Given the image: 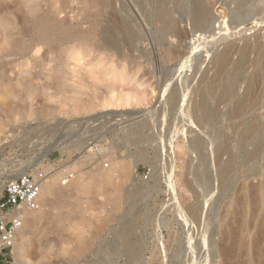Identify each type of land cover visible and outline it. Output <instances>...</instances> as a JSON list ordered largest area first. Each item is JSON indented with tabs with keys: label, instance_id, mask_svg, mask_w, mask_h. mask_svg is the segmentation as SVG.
<instances>
[{
	"label": "rangeland",
	"instance_id": "374dc122",
	"mask_svg": "<svg viewBox=\"0 0 264 264\" xmlns=\"http://www.w3.org/2000/svg\"><path fill=\"white\" fill-rule=\"evenodd\" d=\"M16 1L0 0V15H10L15 22L16 40L27 42L32 39L34 42L24 52H0V73L3 75L0 79V168L5 174H10L27 171L29 166L34 169L53 167L56 170L52 175L58 173L61 186L69 187L75 179L78 180L76 176L82 175L81 178H86L90 185L100 180L102 185L97 193L91 189L86 193L77 191L76 197L84 211V218L79 213L74 218L73 207L67 202L57 203L53 197L55 200L43 206L42 212L50 213L47 219L39 220V223L27 229L23 226L22 231L28 234V244L16 258L14 252L12 264H23V259L27 260L26 264H36V255L38 258L42 250L38 242L43 232L41 230L74 229L77 227L75 221L77 224L80 222L79 229L86 230V238H90L95 229L103 230L79 259L66 263L68 259L65 256H56L52 259L55 261L53 264H139L126 251L123 244L125 239L138 247L142 260L161 264H219L217 248L222 245L225 236L222 224L226 225L229 221L228 211L234 210L229 202L235 196L241 197L238 192L244 181L253 182L254 185L264 181V159L260 157L254 160L251 175H244L241 168L246 160L245 155L257 145L243 138L252 116L248 114L232 118L229 115L232 101L220 97L227 88L224 83L216 87V93L210 99L216 119L197 110V103L204 97V85L215 77L216 67L212 66L215 55L231 40L242 42L246 17L234 22L231 14H243L246 8L238 5V0H214L215 8L222 6V10L227 11L221 28L215 26L214 32L212 27L194 29L187 13L194 6V0H168V8L172 10L176 22L186 26L189 31L176 49L179 43L172 44L176 42L172 41L174 37H161L159 28L157 32V27L162 26L157 16L161 10L160 0L114 1L122 27H128L132 36H128L122 28L116 29L115 35L114 29H110V33L109 30L106 32L105 28L113 25L110 8L101 9L97 15L83 20L80 4L69 0V4L63 6L58 20L67 22L69 26L80 24L82 31L90 30L97 23L92 42H104V39L106 42L100 50L92 43V47H86L78 41H72L70 45L74 46L76 54L69 58L51 52L47 44L37 43V36L27 24L25 12ZM5 5L11 9L9 7L7 11ZM43 9H48L44 2ZM261 27L263 29L264 24L254 30L259 31ZM106 70L132 78L117 82L111 76L108 79V75L107 78L102 75ZM109 90L119 94L131 91L133 94L135 91L134 96L143 92L147 98L140 100L134 97L124 106H111L106 110L99 101L103 103ZM246 90L247 80L241 78L237 82L236 93L243 95ZM226 95H229L227 89ZM88 96L90 99L94 97V108L73 113L71 110L76 100L88 99ZM10 107L15 108V113H6V108ZM84 119L85 127L80 125ZM61 128L69 129V135L73 134L74 138H63L58 150L52 153L56 146H50L51 142L60 134ZM198 139L203 145L201 150L196 145ZM220 144H226V147ZM220 147L227 149L219 151ZM36 155H39L37 160H33ZM232 155L238 158V165L241 162L243 166L236 169V182L224 188L217 166H220L218 163L229 162L234 157ZM48 156L51 160L49 164L42 160ZM121 161H125L126 166L118 171L115 166ZM106 162L108 167L104 166ZM81 171L85 173L79 175ZM65 173L71 176L66 179L62 176ZM118 185L120 188L126 187L124 192L122 189L124 200L119 208H114L112 199L118 192ZM131 190L135 192L133 198L130 197ZM53 201H56L55 204ZM192 207L200 210L198 216L191 214ZM52 216L53 220L56 217L61 222L59 228L50 227ZM123 219L134 221V230L125 238H119V223ZM262 227L264 230V224ZM50 234L51 238L57 236ZM62 234L66 237L71 235L68 231ZM56 241L55 246L62 247L63 241ZM33 243H36V247L39 245L38 249ZM70 246L73 247L72 244ZM35 248L39 252L35 253Z\"/></svg>",
	"mask_w": 264,
	"mask_h": 264
},
{
	"label": "bare ground",
	"instance_id": "6f19581e",
	"mask_svg": "<svg viewBox=\"0 0 264 264\" xmlns=\"http://www.w3.org/2000/svg\"><path fill=\"white\" fill-rule=\"evenodd\" d=\"M68 1L69 0H42V2H38L35 0H17L16 3L18 4L19 8L25 12V15L27 17L26 19L27 24H29L32 32H34L37 36V43L47 44L51 52L52 51L56 52V54L59 53V55H67L69 58L73 57L76 54L74 53L76 50L74 49V46L70 45V42L72 41H78L80 45H83L86 47H89V46L99 47L101 50V47L103 48V46L106 45L105 39H104V42H100V41L92 42L93 33L97 28V23L93 24L90 30L82 31L80 28L81 27L80 24L69 26L66 24L67 22L65 23L64 21L58 20L59 14L63 12V8H64L63 6L64 5L66 6L67 4H69ZM70 1H74V2L76 1L80 4L83 20L91 18V15L93 14L97 15L98 13L101 12V9L104 10L107 7L110 8L111 9L110 16L112 18L113 25H111V28H109L110 25L109 27L107 26L108 28H105L107 29L106 32L109 30L108 32L110 33L111 32L110 29L112 30L114 29L113 30V34H114L116 29L118 30V28L119 29L122 28L124 29L122 31H125L128 36L132 34V33L130 34L129 32L130 30L128 27L126 28L122 27V22L119 20V17L117 15L118 11L117 9H115V6H114L115 0H70ZM160 1H162L159 7L161 10L160 12L157 13V16H158V20L161 21L162 26L160 25L161 23H159L160 26L158 25L159 27H157V32L159 31L161 32L160 34L158 33L160 36L162 35L161 37L168 38L169 35L171 38L174 37L175 39L172 41H176V42L172 44L179 43V46H177V44L173 45V46H177L175 47L177 49L180 47V44L183 43V39L185 36L188 35L189 31L186 30L187 29L186 26L185 27L181 26L179 25L178 22H176L177 19L175 20L174 17L172 16L173 13L171 14L172 10L168 8L169 4L167 3L169 1L168 0H160ZM2 2L4 3L5 1H2ZM43 2L45 3V5H47L48 7L47 10L43 9ZM194 2H195L194 6H191V9L189 7L190 11L187 12L189 13L188 14L190 18L189 20H191L192 24L194 25V29L195 28L206 29V28L212 27L213 31L215 32V26L216 28H221L220 24L226 19V16H227L226 14L227 11L224 12V10H222L223 8H221L222 6L215 8L214 0H194ZM3 3H1V5ZM238 3H237L238 5L246 8V10H244L245 12H243V14L239 12L240 14L235 13V15L234 14H231V15H232V21L234 22H236V20H238L240 17L242 18L246 17V20L244 21L246 25L243 27L244 35L242 34L243 40L241 43L231 42L232 41L231 40L230 42L226 44V46L222 50L218 49L220 51L215 55L214 59L212 60V64H213L212 66H214V68L216 67L215 77L212 76L214 77L213 79H211L207 83L205 82L207 85L206 86L204 85L205 87L203 90L204 97L199 103H197V110L201 111L203 115H206L210 118L213 116V119H216L214 115V110L211 107L212 102L210 99L212 98V95L216 93L215 91L216 87H219L220 83L221 84L224 83V85H226L227 88L224 85L223 86L227 89V93L230 96L226 95V89H225V93L223 92L221 94V95L224 94V96L220 95V97L222 98L227 97L229 101L230 100L232 101L231 109L230 111H228L229 115L232 118L246 116L248 114L252 116V120L250 124L245 128L243 132V136H244L243 138L245 140L249 139L251 141H254L257 143V145L253 149L248 150L246 155L244 154L246 156V160L245 159L244 161L242 160L243 162H245L243 163L244 166L241 162H239L240 165H238V162H237L238 158L236 157L237 154L236 156L232 155L235 158L231 157L232 159H230L229 162L227 163L226 162L222 163L221 161H220L221 163H218L220 165V166H217L219 167L218 168L219 178H220L221 185L224 188H229V186H231L232 184L236 182L237 175H238L236 173L237 171L236 169L238 168V166H243V168L241 169H243L242 171L244 172V175L246 173L249 174L250 172L252 173V171L254 170V167L252 166L253 164L252 162L260 157L264 159V112H263L264 109H262L264 108V28L262 29L261 27V30L259 31L254 30L256 27L264 24V0H238ZM5 7L6 5L4 6V8ZM8 8H7V11H9ZM12 8L16 9L14 6ZM189 9L187 8V11ZM184 11L186 12V9H184ZM132 13H134V11H132ZM137 13L139 14V11ZM220 13H222L223 15L220 16L219 15ZM221 17H223V20H221L222 19ZM182 22L180 23L182 24ZM189 25H191V23ZM15 28H16L15 22L12 20L10 15L8 16L6 14L0 15V38L2 40V41L0 40L1 41L0 42V52L2 54H11V52L12 53L24 52L28 50L30 47H32V43L34 42L32 39H30L27 42H19L18 40H16V38L14 37ZM158 28L160 29L159 31H158ZM248 31L250 32L246 33ZM15 35H17V33ZM169 41L171 42V39ZM91 43H92V46H91ZM175 48L174 50H176ZM168 52H171L170 49H168ZM234 55H237V57H234ZM109 71L106 70L105 74H102V75H105V78H107L106 75H108V79H110V76H111L112 79L115 78V80L116 81L118 80L119 82H125L132 78V77L131 78L127 77L125 76V74H122L120 72H116V71L109 72ZM1 78H3V75L0 73V79ZM241 78H245L247 80V90L245 91L243 95H240V93L238 94L236 93V85H237V82ZM109 92L111 93L109 94ZM109 92L107 93V96L103 98L102 100L103 103L99 101L100 104H102L103 108H106V110L109 109L111 106H117V107L122 106L127 101L134 99V97L140 100L142 98L144 100L147 98V96L144 97L145 93L143 94V92H138L137 94H135V96L133 95L134 93H136L135 91H133V94H132V91L131 93H128V94L126 93L119 94L117 92H112L110 90ZM94 96H96L95 93H94ZM92 99L94 101V97ZM92 99H90V97L88 99L78 98L76 102L74 103L75 106H73L72 108L73 110L71 111L73 113L75 112L80 113L82 111L85 112L86 110H89V109L91 110V108H94L93 103H95L92 101ZM136 99L134 100L135 102L137 101ZM140 100L138 102L144 101V100L142 101ZM216 111L217 110H215V112ZM6 113L8 114L15 113V108L13 107H10L8 109L6 108ZM217 113L218 111L216 112V115ZM90 119L88 118V120ZM0 127L2 126L0 125ZM198 140L199 141L196 142V145L201 150L203 145L200 139ZM221 145L222 144H220V146ZM225 145L224 147H226ZM222 149L225 150L227 148L220 147L219 151H221ZM202 155L204 156V154ZM204 157L206 158V156ZM138 160H139V157H138ZM262 162L264 163L263 160ZM125 166H126L125 161H121L119 164H116L115 168L119 171L123 169ZM2 170L3 169L0 168V174H5L4 172H2ZM25 172L26 171L21 170V171H17L16 173H10V174L6 173V174L11 179H16L20 174L25 173ZM84 173L85 172L81 171L79 175L84 174ZM262 175L264 176V174ZM58 177H59L58 173L57 174L55 173V175L51 176L50 178L51 180L49 179L43 185L41 193H40V197H39L38 207L34 210H27L25 212L24 229H27V227L32 226L35 223H39L38 222L39 220L44 221V219H47L48 217L47 215H50V213L48 214V212L46 213L42 212L43 206H47L52 201L53 197H55V199L57 200V203H60V204H64L66 202L69 203V205L73 207L74 215L72 214V216L74 218L76 216L75 215L76 213L81 214V217L84 218L83 217L84 211L81 205L79 204L78 198L76 197V194L78 193L77 191L80 190L83 193H86L90 191L91 189L92 191L94 190L93 192L97 193V192H100V185H102V180H100L97 184L90 185V182L86 181V178H81L83 177L82 175V176H76L78 180L75 179L74 183L72 184L70 183L69 187L67 186L65 187V186H61L58 183V180H59ZM64 177L67 178L66 176ZM183 182L185 185H187L186 181H183ZM254 184L255 183L253 182L248 183L244 181V183L240 187L241 189L240 192H238L241 194L240 195L241 197L237 198V196L234 195L235 197L234 196L233 197L235 199L229 202V205L231 207L233 206L234 210L231 212L228 211L229 213L227 215V221L228 220L229 221L227 222L226 225H224L225 224L224 222H223L224 224H222L225 230V236L223 235L224 241L223 243L221 242L222 245H220L219 243L220 246L217 248L218 249L217 253L220 258L219 264H264V233H263L264 230L262 229L263 228L262 226L264 224V221H263L264 220V181L259 185H254ZM110 185L112 186V183H110ZM118 186H117L118 192H116V196L112 199L114 208L115 207L119 208L122 204V201L124 200L123 199L124 196L122 197V189L124 192V188L126 187L120 188V185ZM73 190L76 191V193ZM134 190H131V192L132 191L134 192ZM131 192H130V197L132 198L135 197V192L134 193H131ZM236 198L239 200H236ZM55 202L53 201L54 204ZM199 211L197 207L196 208L192 207L191 214H193V216L194 215L198 216V214L200 213ZM54 218L55 219L53 220V216H52V218L50 219L51 221H49V224H51L50 227L52 226L54 228L55 227L59 228L61 222L56 217ZM67 218H66V221H67ZM126 219L121 220V223H119L120 224L119 227L121 229V232H120L121 234L119 233L121 236H119V238L120 237L125 238L128 234L132 233L134 230V224H133L134 221L129 220V219L126 220ZM75 222H76L75 224L77 225L76 228L78 229L73 227L74 229L72 228L70 229L44 228V230H41L43 232H41L42 235H41V238L38 240V242L40 246L42 247V250L39 253L38 258L36 255V259H35L37 261V263L35 261L36 264H53L55 261L53 262L52 259L56 256H60V257L65 256L68 259L66 263H68L69 261L71 262L76 261L77 259H79L80 256H82L86 252V250L93 243L96 236L103 230V229H95V231L93 232V235L90 238H86L87 237L86 232H85L86 230L79 229V226H81L79 224L80 222L78 221V224H77V221ZM49 224L47 223V225ZM103 224H106V223H103ZM46 227H49V226H46ZM117 230H119V228ZM63 231H68L69 233H71L70 237L64 236L62 234ZM50 233L57 235L56 237L58 238H56L55 236L51 238L49 236ZM220 234H221V230H220ZM222 234H224V232ZM56 239L57 240L61 239V242L63 241L62 243L59 242L61 243L62 247L57 248L55 246L56 245L55 242L57 243ZM68 239H70L71 241H69ZM27 244H28V234L23 230L22 232L19 233V235L16 238V242L14 246L15 258L18 256L19 252L23 249V247ZM33 244H34V247H36V243H33ZM70 244H72L73 247H71ZM123 244L125 246L126 251H128L132 255L131 258L135 262L137 261L139 264H161L158 261L142 260V257L140 255L141 253H139L138 247L134 246L128 240L125 239ZM38 247L39 245H37L36 248L38 249ZM55 247L57 248V251L54 250ZM36 248L34 250L35 253L36 251L39 252ZM26 261L27 260L23 259L21 263L23 262V264H26ZM130 264L132 263L130 262Z\"/></svg>",
	"mask_w": 264,
	"mask_h": 264
},
{
	"label": "built area",
	"instance_id": "2783aa9c",
	"mask_svg": "<svg viewBox=\"0 0 264 264\" xmlns=\"http://www.w3.org/2000/svg\"><path fill=\"white\" fill-rule=\"evenodd\" d=\"M80 125L85 127L86 119L80 121ZM68 130L63 129L53 138L50 146L55 145L56 147L53 148L52 153L58 150L63 138L64 140L74 138L73 134L69 135ZM68 135L71 138H67ZM38 156H34L33 160H37ZM42 160L48 164L51 161L49 156ZM104 166L108 167V163L106 162ZM52 168L38 167L34 169L29 166L27 171L16 179H11L7 174H0V262L2 264H12L14 246L16 238L24 226L25 212L38 207L42 187L56 170ZM62 176L69 177L71 174L65 173Z\"/></svg>",
	"mask_w": 264,
	"mask_h": 264
}]
</instances>
